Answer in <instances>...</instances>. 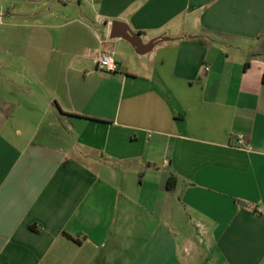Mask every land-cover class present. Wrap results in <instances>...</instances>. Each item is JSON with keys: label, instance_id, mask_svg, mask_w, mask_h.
Returning <instances> with one entry per match:
<instances>
[{"label": "crops", "instance_id": "crops-1", "mask_svg": "<svg viewBox=\"0 0 264 264\" xmlns=\"http://www.w3.org/2000/svg\"><path fill=\"white\" fill-rule=\"evenodd\" d=\"M263 78L264 0H0V264H264Z\"/></svg>", "mask_w": 264, "mask_h": 264}, {"label": "water", "instance_id": "water-1", "mask_svg": "<svg viewBox=\"0 0 264 264\" xmlns=\"http://www.w3.org/2000/svg\"><path fill=\"white\" fill-rule=\"evenodd\" d=\"M111 39H122L128 42L135 49V52L142 56L151 53L160 42L168 40L167 38H160L143 44L140 35L133 33L126 25L119 22L112 24Z\"/></svg>", "mask_w": 264, "mask_h": 264}, {"label": "built area", "instance_id": "built-area-1", "mask_svg": "<svg viewBox=\"0 0 264 264\" xmlns=\"http://www.w3.org/2000/svg\"><path fill=\"white\" fill-rule=\"evenodd\" d=\"M94 61L98 69L107 74H116L119 72V66L115 59L114 53L101 54L97 58H95ZM204 71L208 72L209 68H205ZM232 147L247 153L253 152V148L248 143L247 138L244 134H237L235 136Z\"/></svg>", "mask_w": 264, "mask_h": 264}, {"label": "trees", "instance_id": "trees-1", "mask_svg": "<svg viewBox=\"0 0 264 264\" xmlns=\"http://www.w3.org/2000/svg\"><path fill=\"white\" fill-rule=\"evenodd\" d=\"M263 83H264V78H263ZM170 183H171V180H169V184L168 185H170Z\"/></svg>", "mask_w": 264, "mask_h": 264}]
</instances>
